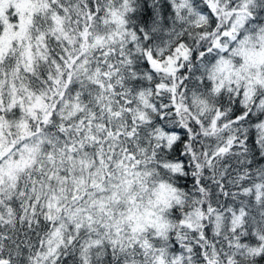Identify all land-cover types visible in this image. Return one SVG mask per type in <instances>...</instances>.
I'll return each instance as SVG.
<instances>
[{"label":"snow or ice","instance_id":"6c2138e0","mask_svg":"<svg viewBox=\"0 0 264 264\" xmlns=\"http://www.w3.org/2000/svg\"><path fill=\"white\" fill-rule=\"evenodd\" d=\"M0 264H264V0H0Z\"/></svg>","mask_w":264,"mask_h":264}]
</instances>
